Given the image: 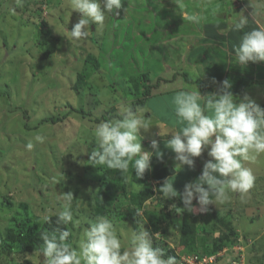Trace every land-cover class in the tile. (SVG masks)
Here are the masks:
<instances>
[{
    "label": "rangeland",
    "instance_id": "374dc122",
    "mask_svg": "<svg viewBox=\"0 0 264 264\" xmlns=\"http://www.w3.org/2000/svg\"><path fill=\"white\" fill-rule=\"evenodd\" d=\"M185 13L205 19L199 25L190 23L183 19ZM241 13L249 22L237 32L231 23ZM79 16L72 12L70 0H0V264H46L38 250H27L10 238H18L24 228L43 229L44 217L56 218L52 214L61 209L60 194L68 192L74 197V218L63 227L72 233L73 247L90 221L107 215L124 244L129 228L142 226L154 248L165 253L172 248L183 257L211 254L213 242L225 234L219 264H264V154L252 169L255 180L248 192H229L225 201L207 206L194 247L180 244L185 210H171L161 233L153 232L144 212L153 216L166 205H177L184 186L197 179L208 158L195 162L198 171L193 170L192 181L181 177L187 168L176 169L178 162L173 160L167 164L172 172L164 173L159 165L161 181L146 184L133 182L129 175L118 182V176L109 173L112 169L88 163L97 147L95 119L104 114L120 118L119 106L138 103L147 85L173 73L183 77L188 72L195 80L206 77L202 55L210 57L211 52L213 58L230 53V66L239 75L236 43L243 32L264 28V0H122L119 10L106 14L103 27L90 24L87 37L77 41L68 31ZM202 30L215 39L201 35L197 40ZM190 47L196 52L190 53ZM241 68L243 79L251 82L250 97L264 107V62ZM142 137V148L154 152L149 141L155 135ZM28 143L34 145L32 150L26 149ZM166 179H172L176 197L159 192ZM146 187L159 202L134 204Z\"/></svg>",
    "mask_w": 264,
    "mask_h": 264
},
{
    "label": "clouds",
    "instance_id": "9594fccd",
    "mask_svg": "<svg viewBox=\"0 0 264 264\" xmlns=\"http://www.w3.org/2000/svg\"><path fill=\"white\" fill-rule=\"evenodd\" d=\"M121 6L122 0H70L72 12L80 14L78 22L68 31L71 38L77 41L86 38L90 24L103 27L106 14ZM183 19L199 25L205 18L185 13ZM248 22L243 13L237 14L231 23L232 30L240 32ZM235 62L241 66L264 62V28L243 32L235 48ZM231 87L230 81L224 80L216 93L202 96L196 87L197 90L179 91L173 97L179 127L167 133L170 139L165 140V147L175 153L176 169L193 168V158L205 151L210 158L204 163L202 174L184 186L180 194L184 209L175 208L177 213L192 212L194 199L200 210L206 211L208 205L228 199L229 192L246 193L253 186V171L244 162H254L264 154V108L247 95L234 97ZM147 112L146 107L133 108L131 103H122L118 112L120 118L95 125L93 137L97 147L88 163L117 170L122 176L131 165L137 178L150 171L153 154L162 158V153L156 139L151 140L154 152L142 148L141 130L148 132L153 125L151 116L145 118ZM157 135L161 137L162 133ZM35 139L43 143L42 136L37 135ZM25 147L32 150L34 145L28 143ZM158 190L167 198L178 195L172 179H166ZM59 199L61 209L52 215L56 216L57 225H68L74 218L73 194L61 193ZM136 214L140 215L139 210ZM44 220L50 223L51 216L46 215ZM71 235L67 227L40 233L43 242L40 253L46 258V264H177L174 256L165 258L162 248L153 247L148 231L142 226L136 230L129 228L124 244L113 219L107 215H98L89 222L76 247L69 242Z\"/></svg>",
    "mask_w": 264,
    "mask_h": 264
},
{
    "label": "crops",
    "instance_id": "0c3cea01",
    "mask_svg": "<svg viewBox=\"0 0 264 264\" xmlns=\"http://www.w3.org/2000/svg\"><path fill=\"white\" fill-rule=\"evenodd\" d=\"M196 34H199V35H195L197 40H200L199 38L201 35L209 39L216 37V36H210L209 32L203 31V30L197 32ZM226 36L227 34L223 33V38H225ZM239 43H240V40H238L236 44L239 45ZM189 51L190 53L192 51L196 52V50L192 49L191 47L189 48ZM212 54L213 53L211 52V55H209L210 57H205L206 56L205 54L202 55V57L204 56L203 58L205 59V61L202 63L207 64L206 65L207 68L205 67L207 69L206 77H203L202 75H200L202 78L198 76L196 78L198 80H195V78L191 75V73L186 72V74L184 75H188L190 79H192L193 81H196V82L189 83L184 77V75L183 77L181 76L176 77V75H174L173 73L171 78L165 77L164 80L162 79L163 80V82H161L162 84L160 83L158 88H155L152 90V94L150 98L147 100L146 105L144 106L148 109V112L145 114V118H148L149 116H151L153 119V125H152V128L148 132L141 130V134L144 135L147 133L148 137H150V135H155L154 139H156L159 143V150L162 153V158L165 160L166 167H168L167 164H170V162H174L173 160H175V153L172 152V150L165 147V140L167 138L170 139V136L169 137L167 136V133L170 130H172L173 128L179 127V125L176 124L175 105L173 102V97L175 96L177 92L183 91V90H197L198 89V91L200 92L202 96H207L209 94L218 92L221 82L224 80H228L232 84V87L230 90L233 93L234 97L242 98L245 95L250 97V89L248 88L243 89L245 86L244 83L247 80H244L243 79L244 77H242L243 70H241L242 69L241 66L237 68L239 71L238 72L239 75H237L235 72L236 67L230 66V63H231L230 53H228V56L226 55L219 56L220 55L219 54L218 56H216V58H213L214 56ZM199 82H203V85H199ZM158 132L162 133L161 137L157 135ZM149 142L151 143V138ZM260 155L257 157V159L254 162H244L245 166L250 167L251 169H254V167L257 166L256 164L258 163L259 159L261 158ZM205 157L210 159L207 155V151L203 152L200 157H196L193 159L195 162H197V160L198 161L201 160L202 162V160H204L203 158ZM195 167H197L195 164H194V167L191 169H189L187 166H184L183 168H187V170H186V173L181 175V177H183L184 180H187V179L191 180L193 177V170L195 172L198 171L197 168ZM201 174H202V170L199 173H197L195 177L198 178Z\"/></svg>",
    "mask_w": 264,
    "mask_h": 264
},
{
    "label": "trees",
    "instance_id": "16d2710c",
    "mask_svg": "<svg viewBox=\"0 0 264 264\" xmlns=\"http://www.w3.org/2000/svg\"><path fill=\"white\" fill-rule=\"evenodd\" d=\"M95 68L96 66L93 65ZM184 77L186 78V80L188 82H193L192 79L189 78L188 75H184ZM163 82V80H161L160 82H157L155 85H147L145 87V92L143 95V98L140 99L138 101V103H136L135 105H133V108H135L136 106H141L144 107L146 105L147 100L150 98L151 94H152V90L155 88H158L159 84ZM244 88H248L249 85H251V82H245L244 83ZM237 93V91H236ZM73 111L78 112L81 115H88V113H85L84 110L82 109H73ZM111 117L108 115H102V117L100 118H96L95 121L100 123L102 121H108L110 120ZM51 121L55 122L54 118L50 119ZM49 121V120H48ZM151 161H155L154 164L151 165V170L150 171H146L145 174L141 177V178H137L136 177V173L135 170L132 169L131 165L129 167V170L127 173H125L124 175H129L132 176L134 178L133 182H139L141 184H146L149 183L150 181H161L160 179V175L158 176L159 172V165L163 166L164 168V173L167 174V172H172V169H168V167L166 168V166L163 164V161H160L158 158H152ZM112 171V176H118V182H119V178L123 177L117 170H110L109 173L111 174ZM116 179V178H115ZM114 178H112V182L111 185H113V183L115 182ZM155 192L153 191L152 188L150 187H146V189L144 191H142L141 193L138 194V196L134 199V204L136 205H140L143 206L146 202L151 201V200H155ZM180 198V197H179ZM177 198V205L172 203V207L171 209L168 208L169 205L164 206L162 209H160L158 212H156L153 216H151L147 211H145L144 213L146 214V216L148 217L150 224L152 226V230L154 233H161L165 227V220L166 218H171V210H173L174 212L176 211L175 208H179L178 206H184L182 203L181 198L179 199ZM155 201L159 202L158 199H156ZM175 206V207H173ZM168 208V209H167ZM193 208L194 210L191 211H187L185 210L183 212V218H182V227H181V233H180V244L183 246H190V247H194L196 245V241H197V228H198V223L199 220L205 216L206 211H201L200 210V206L199 204L193 200ZM172 211V212H173ZM56 218H52L51 222L48 223L46 222L45 225L43 226V229L39 230V231H35L34 228H24V231H22L20 234L17 235L18 238L12 237L10 238L11 242H14L16 240H19L22 242V244L24 246H26L27 250L30 249H35L38 250L40 252V248L43 246V242L40 239V233L43 231H57L58 229H63V225H57L55 223ZM28 229V230H27ZM228 237L227 235L223 234L219 239L215 240L213 242V251L211 254L210 253H197V252H193L191 254H185V255H201V256H211V255H216L218 254L224 247L225 242L227 241ZM70 242V240H69ZM71 243V242H70ZM168 256H174L177 260V264H180L181 261V256L179 254L176 253V251L172 248H168L166 250L165 253V258H167ZM220 259L217 260V264H219ZM27 264V263H26Z\"/></svg>",
    "mask_w": 264,
    "mask_h": 264
},
{
    "label": "built area",
    "instance_id": "2783aa9c",
    "mask_svg": "<svg viewBox=\"0 0 264 264\" xmlns=\"http://www.w3.org/2000/svg\"><path fill=\"white\" fill-rule=\"evenodd\" d=\"M219 256L185 255L181 258L180 264H217Z\"/></svg>",
    "mask_w": 264,
    "mask_h": 264
},
{
    "label": "bare ground",
    "instance_id": "6f19581e",
    "mask_svg": "<svg viewBox=\"0 0 264 264\" xmlns=\"http://www.w3.org/2000/svg\"><path fill=\"white\" fill-rule=\"evenodd\" d=\"M182 258V257H181Z\"/></svg>",
    "mask_w": 264,
    "mask_h": 264
}]
</instances>
